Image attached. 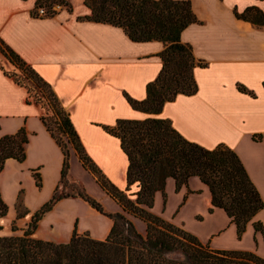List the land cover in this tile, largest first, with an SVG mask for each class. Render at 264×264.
<instances>
[{
	"label": "crops",
	"instance_id": "crops-1",
	"mask_svg": "<svg viewBox=\"0 0 264 264\" xmlns=\"http://www.w3.org/2000/svg\"><path fill=\"white\" fill-rule=\"evenodd\" d=\"M189 1L198 22L181 33V41L189 44L194 57L206 65L193 71L197 92L178 95L165 103L156 116L134 110L127 98L145 99L146 86L162 68L158 55L163 44L133 42L121 28L87 20L91 12L83 0H67L69 8L56 6L53 16L43 18L33 15L35 0H0V40L51 87L67 110L86 154L120 191L127 186L129 162L120 140L108 134L105 127L114 126L120 119L157 117L169 120L182 137L206 149L222 144L233 150L264 202V27L235 17V12L242 13L253 6L264 13V0ZM41 116L40 106L31 102L26 90L0 69V138L22 129L28 137L25 159H7L0 172V196L8 207L7 215L0 218V237L15 233L10 224L16 220L15 203L20 193L28 214L19 220L28 224L55 189L61 188L63 152ZM74 165H78L75 175ZM35 175L40 179V188ZM67 179L70 184H82L86 192L94 186L106 213L121 212L73 151ZM173 194L177 201L169 212ZM165 195L164 201L160 192L155 194L153 214L194 235L211 249L249 251L264 257V236L255 234L252 226V222L264 226V209L244 232L251 233L253 248H221L216 242L227 232L237 241L244 234L238 239L235 225L223 210L214 208L210 212V192L199 178H190L187 187L179 191H175V183L169 178ZM189 206L194 208L191 223L208 224L221 216L222 226L213 225L205 236L189 228L180 220ZM131 221L144 234L142 222L135 218ZM112 225L110 218L82 199L66 198L42 217L33 237L68 243L76 228L78 234L88 233L92 239L103 241Z\"/></svg>",
	"mask_w": 264,
	"mask_h": 264
},
{
	"label": "trees",
	"instance_id": "trees-1",
	"mask_svg": "<svg viewBox=\"0 0 264 264\" xmlns=\"http://www.w3.org/2000/svg\"><path fill=\"white\" fill-rule=\"evenodd\" d=\"M83 4L91 12L87 20L121 28L133 42L158 41L163 44L164 48L158 55L162 68L157 78L146 86L145 99L127 98L134 110L156 116L165 103L172 102L178 95L190 96L197 92L193 71L206 64L194 57L189 44L181 41V33L198 22L189 0H83ZM54 5L69 8L64 0H35L33 15L36 9L43 8L46 16L51 17L55 13ZM235 17L264 27V13L257 7H248L242 13L235 12ZM0 44L5 47L0 46V53L13 66L19 70L26 66L25 70L29 69L40 83L42 96L49 101L56 117L54 125L66 139L64 143L54 134L42 114L44 125L63 152L61 188L57 187L52 197L31 216L22 236L0 237V264H264V258L254 252L211 249L194 235L152 212L157 192L161 193L164 201L166 199L167 179H172L175 191H179L187 187L190 178L197 177L209 189L210 212L214 208L223 210L235 225L240 239L247 224L264 209V202L233 150L222 144L206 149L190 142L167 119L117 120L114 126L105 127V131L120 140L121 149L128 158L127 186L125 191H120L86 154L68 113L51 87L1 40ZM4 73L9 78L13 76ZM13 81L21 86L16 79ZM27 142L23 129L15 135L0 138V172L7 159L19 162L25 159ZM68 146L121 212L106 213L101 203L84 188L75 195L63 192L70 169ZM35 179L40 188L37 175ZM134 185L137 190L131 192ZM66 198H80L112 220L113 225L103 241L92 239L88 233L78 234L76 228L68 243H53L33 237L42 217ZM22 208L23 212L20 211ZM7 211L8 207L0 196V218L5 217ZM15 211L16 219L28 214L22 204L21 193L15 203ZM131 218L145 224L144 234L138 232ZM252 226L255 234L264 236V226L260 222H252Z\"/></svg>",
	"mask_w": 264,
	"mask_h": 264
},
{
	"label": "rangeland",
	"instance_id": "rangeland-1",
	"mask_svg": "<svg viewBox=\"0 0 264 264\" xmlns=\"http://www.w3.org/2000/svg\"><path fill=\"white\" fill-rule=\"evenodd\" d=\"M56 1H60V0H56ZM68 6L69 3L67 2V0H64ZM56 6H61V5H54L53 8H55ZM1 47H3V49H5L4 46H2L0 44ZM0 68L6 72L9 75H13L11 76V80L16 79L19 84L26 90L28 98L31 102L36 103L38 106H40L42 114L45 115L47 123L49 124L50 128L52 129V131L54 132V134L58 137L61 138V140L65 143L66 139L64 138V136H62L56 129V125H54V122L56 120V117H54V112L53 109L51 108L49 101L47 99H45L42 96V90L43 88L41 87L40 83L37 81V79L33 76V74H31V72L29 71V69H26V66H23V70H19L17 69L15 66H13L1 53H0ZM14 82V81H13ZM39 101V102H37ZM67 112V110H65ZM68 113V112H67ZM70 152L73 151V149L68 146ZM74 152V151H73ZM78 169V165L75 166L73 168V175H75V173L77 172ZM83 187L82 184H78V183H69L67 184L66 187H63L62 190L65 194L68 195H75L78 191H80ZM85 189V188H84ZM87 190V189H86ZM137 190L136 185H134L131 188V192H135ZM96 188H89L87 193L92 196L94 199H96L98 202H100L97 197H96ZM90 192V193H89ZM91 194H95V196L91 195ZM127 194H130V192H128ZM176 198L173 195H170V200H169V212H171V210L173 209L175 203H176ZM101 203V202H100ZM105 207L109 208L108 205L105 203ZM21 212H23V208L20 210ZM156 212L159 213V206L156 207ZM168 213H165L166 216H168ZM194 213V208L189 206L186 209L183 210V212L181 213L180 216V220L184 221L187 223V226L189 228L194 229L195 231L201 233L203 236H205L206 232L213 227H221L223 224V218L221 216L215 217L213 220H211L208 224H201L199 223V225L193 224L192 222V214ZM7 221V220H6ZM5 222V219H4ZM142 222V221H141ZM142 225L146 228L145 224L142 222ZM27 224L25 223L24 220H19L16 219L14 220L11 224H10V228L15 229V233L13 236H22L24 231L27 229ZM137 230H139L138 226H135ZM182 229V228H181ZM232 233H226L224 236H222L219 241L216 242V246L222 248H228V247H232V246H239L242 248H246V249H251L254 247L253 245V240H252V235L250 232L245 233L244 234V238L241 241H237L233 235H231ZM262 254H264V251H261ZM262 256V255H261ZM264 258V257H263Z\"/></svg>",
	"mask_w": 264,
	"mask_h": 264
},
{
	"label": "built area",
	"instance_id": "built-area-1",
	"mask_svg": "<svg viewBox=\"0 0 264 264\" xmlns=\"http://www.w3.org/2000/svg\"><path fill=\"white\" fill-rule=\"evenodd\" d=\"M53 10H55V8H53ZM34 17L43 18V17H47V16H46L45 10L43 8H39V9L35 10Z\"/></svg>",
	"mask_w": 264,
	"mask_h": 264
}]
</instances>
